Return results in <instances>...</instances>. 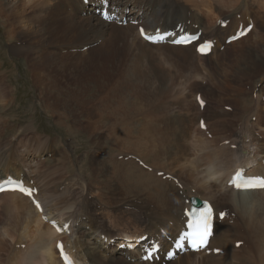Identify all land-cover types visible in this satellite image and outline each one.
Returning a JSON list of instances; mask_svg holds the SVG:
<instances>
[{"label":"bare ground","instance_id":"obj_1","mask_svg":"<svg viewBox=\"0 0 264 264\" xmlns=\"http://www.w3.org/2000/svg\"><path fill=\"white\" fill-rule=\"evenodd\" d=\"M134 1H137L136 4L132 0H111L112 8L118 9L122 17L129 8L127 18L141 23L135 25L129 22L124 26L105 21L95 13L97 3L85 4L83 0H40L39 3L37 0H24L23 3L22 0H0V27L6 31L5 41L11 42L6 53L16 59L22 58L27 69L33 73L32 79L39 85L40 93L48 84L57 83L53 79L54 72L63 70L61 66L65 70L70 68L66 61L63 62L69 55V48H51L45 43L54 35H64L65 40L56 44L68 45L73 50V56L79 58L76 64L83 61L81 58H90L95 52H99L97 54L103 59L113 55L118 63L123 64L127 60L133 67L129 71L125 69L123 75H132L137 82L150 87V94L156 92L161 99L172 98L165 102L162 114L165 122L161 124L158 116L152 113L154 118H144L131 128L132 120L129 122L122 115L127 101L119 90V79L108 83L107 92L97 103L85 102L81 108L85 124L78 126L70 118L61 119L62 128L75 137L74 140L83 148L86 172L82 183L75 189L83 191V194L77 196L75 192L69 199L55 202L53 194L57 192L58 195L59 187H53L49 195L48 188L36 185L35 181L34 184L42 190V195L39 193L43 208L41 213L20 192L0 193V243L9 252V257L13 253L16 264H63L56 249L58 239L65 242L79 264H162L142 261L140 247L128 251L112 244L114 237L120 233L105 227L103 208L96 206L91 197L95 195L104 204L112 206L107 210H111L108 214L113 225L128 230L135 237L145 234L158 236L165 249L171 243L162 235V231L173 238L180 233L185 221L183 212L190 207L185 201L188 197L189 200L194 197L209 200L216 211L227 209L225 219L216 221L214 237L209 245V249H222L223 253L189 252L167 264H264V189L242 192L228 186L231 173L239 166L249 168L253 163L256 168L249 173L264 174V33L254 27L246 37L241 38L248 46L240 52L235 45L225 43L241 23L252 20L254 25L264 29L260 24V19L264 18V0ZM239 6L242 7L239 19L226 16L229 15L226 14L227 9L236 10ZM204 10L211 13L210 20L201 14ZM59 15H63L65 20L54 25L52 19ZM66 20L69 27L64 30ZM226 20L229 23L222 28L220 24ZM18 23L27 24L28 28L19 29ZM177 23L193 32L197 31L194 29L197 26L202 30L201 40L216 39L217 44L211 53L198 55L196 44L184 47L168 43L154 45L139 35V26L145 27L149 33H155L157 28L161 31L173 29ZM252 34L253 40H249ZM27 38H41V42L38 45L28 43ZM118 44L121 51L113 53L112 46ZM223 45L225 48L221 50ZM83 46H87V51L81 50ZM70 72L73 73L72 69ZM5 91L4 88L2 92L0 90V105L8 104ZM199 93L206 101L203 107L197 102ZM226 105L236 109L227 111L223 108ZM61 106L54 103L51 107L53 113L61 116ZM176 107H180V111ZM173 109L178 111L177 116ZM174 116L179 127L175 125ZM202 118L209 129L207 135L212 140L201 136L198 131L202 130L199 127ZM115 127L123 131L120 136L118 133L121 130L115 135ZM170 127L183 131L177 136L183 139L181 163L192 177H181V188L173 180L157 176L159 171L167 170L164 160L173 156V151L158 141L162 137L171 138ZM27 132L38 134L34 127ZM87 132L88 136L80 137L81 133ZM113 133L118 147L110 145L113 144ZM38 136L39 140L43 139L41 143H52L46 136ZM148 136L153 142L150 152L136 150L135 146L130 151L125 144L134 145L128 141L147 139ZM124 138L127 142H123ZM187 140L189 143L191 141L190 145L195 151L190 150L188 145L186 149ZM202 143L211 147L197 150ZM147 147L149 149L150 145ZM2 148L9 150L0 142V180L8 175L23 178L26 182L35 179L36 175L28 178L30 175L25 171L24 162L17 161L15 153L13 156L8 152V157L3 159ZM96 148H99L102 156L99 166L101 159L93 163L97 157ZM190 151L193 157L186 160L185 153L188 156ZM119 155L123 157L119 158ZM29 168L30 172H34L33 167ZM222 173L226 175L221 177ZM189 181L193 183L192 186H189ZM46 200H49L48 204ZM60 205L68 206L60 210L57 208ZM43 214L49 219L70 221L71 233L59 234L43 219ZM112 215L116 218H112ZM83 225L89 226V229ZM132 230H140L141 233L137 235ZM100 236L102 243H99ZM238 241H243V244L236 248ZM18 243L27 245L15 250L14 245Z\"/></svg>","mask_w":264,"mask_h":264},{"label":"rangeland","instance_id":"obj_2","mask_svg":"<svg viewBox=\"0 0 264 264\" xmlns=\"http://www.w3.org/2000/svg\"><path fill=\"white\" fill-rule=\"evenodd\" d=\"M23 1L24 0H22V3ZM39 1L40 0H37L38 3ZM132 2L136 4L137 1L132 0ZM20 10L21 8L18 11L20 12ZM80 10H84V9H80ZM126 10H129V8H127ZM84 11H87V10H84ZM203 12L204 13H201V14L207 20H210L211 13L209 14V12L206 10H204ZM205 12H208V13H205ZM241 12H242V7L240 8V6L236 10L227 9L226 14L229 13V15L227 14L226 16L228 18L235 17L237 19V18H240ZM127 14L125 15L126 17H127ZM63 20H65L63 18V15L61 16L59 15L58 17L56 16L52 19L54 25H56V22L60 24ZM263 21H264V18H261L260 24L262 23L264 26ZM66 22H64L65 23V26L63 27L64 30H66V28L69 27L68 20H66ZM17 25L19 29L26 30L28 28L27 24L18 23ZM256 25L255 27L257 28V30L259 29L258 31H261V33H264V29H262L261 27L259 28ZM4 35H6V31L4 28L1 29L0 27V80L2 81V82L0 81V90L1 92L3 88L6 90L5 91L6 93L4 94L7 96V100H8V104L0 105V142L2 146H5L7 149H9V150H6L5 148H2V154L4 156L3 159H6L8 157V152L11 153L13 156H14L13 153H15L16 157L14 156V158L17 161L20 160L21 162H24L25 170L30 175L28 176V178H30L31 175L32 176L36 175L35 179H32V181L33 182L36 181V185L38 184L46 189L48 188L49 195L52 193L54 188L58 186L59 187L58 195H57V192L53 194L55 202L57 200L62 202V200L69 199L70 197H72L73 193L75 192L78 193L77 196H81L83 194V191L80 192V190H75V189L77 185H80L82 183L84 174L86 172L85 166H84V160H83L85 156L82 151L83 148L81 147V144L79 142L74 140L75 137L69 135L66 132L65 128H62L63 125L60 123V120L61 119L68 120V118H70V121L71 122L75 121L78 126L85 124L86 119L84 118L85 116L81 112V108L85 105V102L97 103L98 99L100 97L102 98L103 94L107 92V88L110 86L108 85V83L110 81L111 83L112 82L114 83L116 80H119V79L121 81L119 85V90L121 92V95L127 101V103H125L126 108L123 106L125 110L124 113L126 115L123 112H122V115L126 116L127 121L130 122V120H132L133 122L132 125H129V124H125V125H129L132 128L134 124H137L139 121H142V119L144 118H148L147 120H149L150 118H154L152 117V113H154L156 117L158 116V119L161 124L165 122L164 118L162 117V114H164L163 112L165 109L164 108L165 102L167 100H171L172 98H162L161 99L160 96H158L156 92H153L150 94V90H149L150 87L145 86L144 84L143 85L140 84L139 82L136 81L137 79L133 77L132 75H123V71L125 69L129 71V68L131 70L133 68L130 66V63L127 62V60H124L122 64L121 62L118 63V60L115 59L116 57L114 58L113 55L109 56L108 58L103 59L100 55L97 54L99 52L97 53L95 52L92 56H90V58H87L85 60L84 58H81L83 61L80 64H76V62H79V58H76L75 56H73L74 54L73 50L66 44H63V45L56 44L57 42L61 43L63 40H65L64 35H61V37L54 35L50 38L49 41L45 43L50 45L51 48L55 46L56 47H61V46L68 47L69 49L67 52L69 55L66 57V59H64L63 62L66 61V64L70 66V68L67 67V69L65 70V68L61 66L63 70H57V72H54L53 79L57 83L48 84L46 86L47 88L45 87L42 90L43 93H40V91H38L39 85L36 83L35 80L32 79L33 73H31V71L27 69L26 64L22 61V58L16 59L15 57H11V55L8 52L6 53L8 44H10L11 42L5 41ZM26 40L28 43L30 42L34 44L36 43L37 45H38V42H41V38H37V39L27 38ZM249 40H253V34L251 35V38ZM240 41L241 39L237 40L236 42H240ZM51 42H53V45ZM236 42H233L231 44L235 45V49L238 50V52H240L243 49L246 50V46L248 45H246L244 41H241L240 43H236ZM46 47H49V46H46ZM223 47L225 48V46H222L221 50H224ZM87 49H88L87 46H83L81 48V50L83 51H87ZM112 51L113 53H116L117 51H121L119 44L113 45ZM125 52L126 53L128 52L127 49ZM54 68H55V65H54ZM71 69L73 73L70 72ZM247 87H250V86H247ZM125 92L126 94H128V92L130 93L128 95L122 94ZM31 93L33 94L31 95ZM153 97L155 99H153ZM54 103H57V104L59 103L62 105L59 108L60 110L59 114H61V116H58V113L56 114L53 113V110L51 107ZM98 106L99 105H97V107ZM131 108H133V110ZM223 108H225L227 111H232L233 109H236V107L229 106V105L223 106ZM176 109L180 111V107L179 108L176 107ZM176 109H173L174 115L178 114L177 113L178 111ZM63 113H65V115ZM76 115L78 116L79 120L76 118ZM176 116H174V120L176 121L175 125H178L177 127H179L180 124L179 122H177V119L175 118ZM33 127L36 129V132L38 134H42L46 136L47 138L51 140L52 143H49V142L41 143L40 140L42 138L39 140L38 134H31V132H27L30 128H33ZM115 128H116L115 135H117V132H119L121 129L117 127ZM208 130L209 129L198 130V131L201 134V136H204L208 140H212L207 135ZM100 131L102 132L103 129H101ZM122 133L123 131L121 130L118 133V135L120 136V134ZM170 133L172 134L170 139L162 137V139L160 138L158 140L161 145L164 144L168 146L171 151H173V156L164 160V162L167 165V170L164 172V175L170 174L173 177L178 178L179 184L181 185L183 184V180L181 181V177L184 178V176H187L189 178H192L186 172L187 171L185 170L186 168L183 167L181 163L183 162V159H181L183 139L177 136L179 133H183V131L181 130L178 131L170 127ZM226 134H228V132H226ZM88 135H89V132H87V134L81 133L80 137L82 138ZM125 140L127 139L124 138L123 142ZM128 142L134 143V145H130V146L127 143H125L130 151L131 149L133 150L132 147L134 146L137 147L136 150L142 149L144 153L152 151L151 144L153 142H151L150 136H148L147 139L138 138L137 140L134 139ZM112 143L113 144H110L111 147H118L114 133H113ZM186 143H187L186 149L188 145V148L190 150L195 151L193 147H191L190 145L191 141L189 143V140H187ZM149 145L150 147L148 149L147 146ZM198 146L199 147H197V150H199V148L201 149L205 147H211V146L206 145L205 143H202ZM232 147H235V146H232ZM95 150H96L97 157L93 161L94 164H96L102 158L101 151L99 150V148H96ZM121 157H123V155H119V158ZM192 157H193L192 152L188 153V156H186V153H185L184 158H186V160ZM144 159L145 158H143V160ZM101 162H102V159L98 162V166L101 164ZM29 166L34 168L33 169L34 172H30ZM182 171L185 174L181 175ZM224 175H226V173H222L221 177L222 176L224 177ZM168 180H171V179H168ZM72 183H75L74 186H72ZM192 185L193 183L189 181V186H192ZM181 190L182 189H180V194H181ZM39 193L42 195L41 189H39ZM42 197L46 198L48 196H42ZM91 198L95 201L96 206H99L101 209L103 208L102 210L104 212L105 221H106L105 227L115 232L120 233V235H117L114 237L115 239L114 245L117 248L121 243L124 242L123 239L120 240L121 237H124L127 235L131 237L136 236L134 234L129 233L128 230H124L118 226L113 225L114 222L110 221L109 219L110 215L108 214L111 210H107V208L112 209V206L104 204L95 195H92ZM183 201H185L184 196H183ZM187 201H186V204H188ZM46 202L48 204L49 200L48 201L46 200ZM103 205L106 207H104ZM67 206L60 205L59 207L57 206V208H59L60 210H65ZM112 218H116V217L112 215ZM90 220L91 219H89L88 221L90 222ZM83 227H85L86 229H89V226L87 227L86 225H83ZM132 231L136 232L135 234L137 235L141 233L140 230H132ZM0 238H1V234H0ZM99 243H102L101 236L99 239ZM26 245L27 243L25 244L18 243L14 245L15 247L14 249L16 250L18 248H25ZM2 246L3 244L1 242L0 252L2 253H0V264H16L17 259L12 255L13 253L9 257V252L5 251Z\"/></svg>","mask_w":264,"mask_h":264},{"label":"snow or ice","instance_id":"obj_3","mask_svg":"<svg viewBox=\"0 0 264 264\" xmlns=\"http://www.w3.org/2000/svg\"><path fill=\"white\" fill-rule=\"evenodd\" d=\"M141 34H143V29H141ZM242 35L244 33H241ZM146 39H151V37H145ZM207 47V45L205 46ZM201 51H204V47L201 48ZM201 103H203V101H201ZM255 185L248 183V182H238L236 184L237 188H241V189H247V188H252ZM261 187H264V182H262L260 184ZM22 191L24 189H21ZM29 194H31L29 192ZM203 216V214H202ZM210 216H211V209L207 210V218L202 219L201 223H202V227L200 228V230L198 231V233L196 234V238L193 240V247L199 249L200 247H203L204 245H206L207 243V238L208 236L211 234L210 233ZM61 251H63V246L60 245ZM65 260L68 262V264H71L70 259L65 255Z\"/></svg>","mask_w":264,"mask_h":264}]
</instances>
